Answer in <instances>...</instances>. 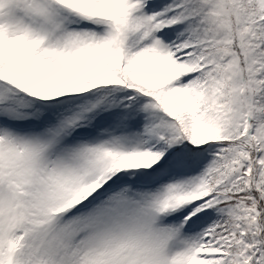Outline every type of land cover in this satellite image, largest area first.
Segmentation results:
<instances>
[{
  "label": "snow or ice",
  "instance_id": "snow-or-ice-1",
  "mask_svg": "<svg viewBox=\"0 0 264 264\" xmlns=\"http://www.w3.org/2000/svg\"><path fill=\"white\" fill-rule=\"evenodd\" d=\"M0 264H264V0H0Z\"/></svg>",
  "mask_w": 264,
  "mask_h": 264
}]
</instances>
